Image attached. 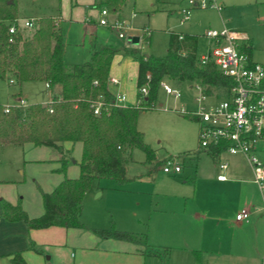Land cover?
I'll use <instances>...</instances> for the list:
<instances>
[{
	"label": "rangeland",
	"instance_id": "rangeland-1",
	"mask_svg": "<svg viewBox=\"0 0 264 264\" xmlns=\"http://www.w3.org/2000/svg\"><path fill=\"white\" fill-rule=\"evenodd\" d=\"M193 1L198 6L192 7L189 18L184 20L177 10L189 5V0H158L159 8L152 11H134V0H126L121 16L115 13L107 16L110 23L117 18L123 22L124 38H120L119 30L111 25L98 24L96 38L90 26L66 20L62 22L64 59L70 65L88 60L95 48V40L96 44L118 48L112 67L120 83L119 86L112 85L111 89L113 93L126 94L127 100L122 104L125 106L137 104L138 62L130 50L163 56L168 52L171 32L198 35L199 57L207 54L212 44L207 36L209 30L245 32L252 43L253 61L264 62V0ZM62 4L63 0H16V10L20 21L26 17L39 19L41 16H57ZM100 18L99 11L98 21ZM30 31L29 28L25 30L26 33ZM129 38L137 39V42H129ZM164 82L179 89L181 96L167 93ZM18 86L10 83L9 77L0 78V103L12 104V93L18 90ZM60 88V85L49 88L44 81H27L22 83L21 91L26 95V104L48 103L59 96ZM201 94L202 90L191 81L171 78L161 81L155 107L141 110L137 119L138 129L154 150L155 158L148 161L143 150L134 148L127 163V181L119 183L105 177L94 180L83 198L81 221L91 228H110L114 224L117 229L146 233L149 253L150 250L161 253L160 256H149L153 264H162L161 258L167 264H175L174 256L178 254L188 256L178 264H264L263 226L252 222L238 226L235 210L230 214L234 204L252 205L254 192L238 188L236 191L235 188L226 190L214 184L219 172L213 167L215 161L205 149L200 150L199 156L191 157L198 148L199 125L194 112L198 113L224 97L214 91L215 95L197 101L196 97ZM255 145L256 155L264 163V139ZM64 150L68 152L65 164L59 160L56 150L45 145L0 147V202L14 199L30 217L39 215L43 209V192L52 190L59 183L55 182L58 176H69L70 172L79 171L83 145L66 142ZM230 154L223 151L221 156L224 158ZM169 155L177 157L180 162L185 158L182 174L163 171L164 161H159ZM222 173L227 176L226 172ZM195 177L196 184L193 181ZM186 178L188 180L184 182ZM253 184L258 189L261 202L260 206L254 205L264 210V195L254 181ZM194 190H198L197 199L188 197ZM203 193L225 194L232 200L227 209L218 213V217H225L224 220H207L204 217L202 213L207 207L206 195L200 202ZM33 213L37 214L31 216ZM2 215L5 218L3 212ZM15 247L5 245L3 250L14 253L22 250ZM40 249L43 261L49 263L46 257L51 253L47 248ZM197 249L200 251L195 253ZM22 254L30 264L24 252ZM1 260L0 264H16L11 257L3 256Z\"/></svg>",
	"mask_w": 264,
	"mask_h": 264
},
{
	"label": "trees",
	"instance_id": "trees-1",
	"mask_svg": "<svg viewBox=\"0 0 264 264\" xmlns=\"http://www.w3.org/2000/svg\"><path fill=\"white\" fill-rule=\"evenodd\" d=\"M126 0H95L94 6L120 14ZM18 19L16 0H0V78L21 85L27 81H44L49 88L60 85V93L42 106L28 103L18 108L16 103H0V146L32 143L45 145L61 154L65 164L64 143L81 142L83 153L79 175L65 176L51 191L43 192V212L30 217L19 202L1 200L2 212L9 221H24L31 229L50 226L87 228L101 238H114L144 244L149 249L147 234L110 228H88L81 221L83 198L94 180L112 178L119 183L128 180L126 165L134 148L143 150L147 160L155 158L154 150L145 142L138 129L141 110L155 107L157 90L164 78L191 81L201 85L208 95L226 96L234 84L218 65L209 60L200 63L197 53L198 35L171 32L168 52L163 56L141 54L130 50L138 62L137 104L114 105L109 85L110 70L118 48L97 43L88 60L68 64L64 59V34L59 16H41L38 25L26 33L19 30L9 41V24ZM252 60V43L243 44ZM10 75V76H9ZM10 79H13L11 81ZM147 86V94L141 88ZM22 98L20 92L14 94ZM103 101L105 108L94 113L93 104ZM9 107V111L5 108ZM226 145L213 146L209 152L217 156ZM162 161H159L161 163ZM36 252L41 250L31 243ZM151 254L160 256L158 250ZM198 251V250H197ZM0 254V258H1ZM16 264H27L22 251L11 254ZM162 264H167L161 258Z\"/></svg>",
	"mask_w": 264,
	"mask_h": 264
},
{
	"label": "crops",
	"instance_id": "crops-1",
	"mask_svg": "<svg viewBox=\"0 0 264 264\" xmlns=\"http://www.w3.org/2000/svg\"><path fill=\"white\" fill-rule=\"evenodd\" d=\"M157 1L158 0H134V11L157 10L159 8ZM94 2L95 0H63L61 12L58 14L61 20V26L63 24L62 22L66 20H69L73 24L81 23L83 25H86V27L90 26L92 30V35H95V37L98 38L95 34V31L97 30L99 24L97 18L100 9L93 5ZM180 8L181 7L178 8L177 10L178 12L180 11ZM116 15L121 16V13ZM241 33H243L247 37L246 40L247 42L249 40V37L245 32H241ZM94 42L96 45L97 41L95 40ZM129 42H133V40L129 38ZM137 73H138V67L136 71V79H137ZM110 77H114L116 79L118 78L116 76V71L114 67H112V65L110 70ZM118 81H119L118 84H111L110 88L112 85L119 86L120 80L118 79ZM18 87H19L18 90L12 93L13 96L12 104L17 103L18 101V97L14 95L16 92H20L23 98L26 97V95H22V91H21L22 84L19 85ZM195 118L197 119L198 116L195 115ZM198 119L197 121L199 125ZM198 134H199V126H198ZM68 143H72V142H68ZM28 145H34V144L25 143L24 145L21 146H17V145H13V146L25 148ZM5 146L8 145H3L0 147H5ZM200 150L201 148L199 146V138H198V148L196 152H194L195 154L191 155V157L199 156L201 152ZM206 152L214 159L215 162L213 167L219 172L218 175L223 174L222 172L224 173L226 172L227 174V176L224 174L227 177L225 180L219 179L217 175V179L213 181L214 184L223 187L226 190L235 188L234 191H236V188H238L242 191L248 190L254 192V194H252L251 197L252 205L251 204L245 205L246 207H249L251 209V216H250L251 221L250 218L248 221H237L235 217V223L238 226L239 225L243 226V224L250 225L252 223L254 224L258 223L260 226H263L262 231L264 232V210L262 209V207H260L261 208L260 209L259 207H256L254 205V203H256L257 205L260 206L261 202L258 195V189L256 188V186H253L254 174H253V169L249 164L248 160L241 154H230V156H226L223 158L221 156L222 152L217 156L212 155L209 152V150H206ZM58 155L60 160L61 154L59 153ZM67 156H68V152L65 151L66 159ZM169 157H173V156L169 155L160 161H165ZM231 160L234 161L233 164H231ZM218 161H226L228 163L227 168L225 169L220 168L218 166ZM184 162H186V160L183 157L181 162L183 163L182 170L177 174H182L184 170L183 168ZM195 169H197V163L195 164ZM79 172L80 169L78 173L77 171L70 172L69 176L67 175L58 176L55 179V182L62 181L65 176L72 178L77 177L79 175ZM126 172H127V165H126ZM196 177H197V173H196ZM196 177L193 180L194 182L196 180ZM187 180L188 178H186L184 182H186ZM53 185L54 184H52V186ZM197 191L198 190H194V193L193 192L190 193L188 197L192 196L194 199H197L198 197ZM204 195H206L204 201H206L205 203L207 207L205 211L202 213L204 217L207 220L210 219L218 220L219 218L221 219V221L224 220L225 217H218V213L227 209L228 206L231 205L232 200L227 198L225 194L218 196L215 193H210V194L203 193L200 197V202L202 201ZM14 201H15L14 199H10V202L16 203ZM245 206H243L241 203L234 204V206L232 205V210L230 214H233V210H235L237 214ZM36 214L37 213H33L30 215L35 216ZM231 219L233 220V218ZM0 230L1 231L4 230L2 232L0 231V253L2 255L1 259L3 258V256L11 257V254L14 253L12 251L7 252L3 250V248H5V245L6 246L15 245L16 246L15 248H22V250H18V251L24 252L25 256L30 260V262L31 263L34 262V264H148V262L149 264H153V262L149 260V256H154V255L149 253V249H147L144 244L119 240L114 238H101L87 228H77V227L67 228L63 226H50L41 229H31L22 220L19 221L6 220L2 215L1 202H0ZM249 236L250 235H248V239ZM31 243H34L39 249L40 247L41 248L44 247L49 250L51 255L46 257V260L50 261L49 263L43 261L44 255L41 254V251L36 252L33 249L30 250ZM197 250H194L195 253H198L200 251ZM187 257L188 256H186V254L185 255L178 254L174 256L175 264L181 263L183 259H186Z\"/></svg>",
	"mask_w": 264,
	"mask_h": 264
},
{
	"label": "built area",
	"instance_id": "built-area-1",
	"mask_svg": "<svg viewBox=\"0 0 264 264\" xmlns=\"http://www.w3.org/2000/svg\"><path fill=\"white\" fill-rule=\"evenodd\" d=\"M189 5L180 8L184 20L189 18L190 9L198 6V3L189 0ZM101 18L99 24L116 27L118 36L125 37L123 22L117 18L110 23L107 16L111 14L107 8L100 9ZM38 25V18L26 17L21 21L16 19L9 24V41L14 40V35L21 29H33ZM207 36L212 41L209 52L200 57V63L205 64L213 60L222 72L230 76L234 84L229 94L224 96L218 103L203 108L194 114L199 118V146L201 149L210 150L213 146L221 143L226 145L224 151L231 154L243 155L251 165L254 174V181L264 195V163L256 155V142L264 138V62L249 60L247 53L243 50V44L247 37L238 31L223 29L209 30ZM13 81V79H10ZM118 79L109 78V85L118 84ZM48 86V85H47ZM163 86L167 93L175 97L181 96V91L172 88L164 82ZM202 94L196 97L197 101H203L208 94L203 91L201 85H197ZM143 95H146L147 86L141 88ZM127 100L124 93H113V104L122 105ZM24 98L18 99V108L26 107ZM94 113L100 114L105 108L103 101L93 104ZM9 111V107L5 108ZM223 152V151H222ZM218 166L227 168L226 161H218ZM163 170L169 174H177L182 170V163L177 157H169L163 163ZM218 178L225 180L224 174ZM251 216L249 207L242 208L236 214L237 221H248Z\"/></svg>",
	"mask_w": 264,
	"mask_h": 264
},
{
	"label": "water",
	"instance_id": "water-1",
	"mask_svg": "<svg viewBox=\"0 0 264 264\" xmlns=\"http://www.w3.org/2000/svg\"><path fill=\"white\" fill-rule=\"evenodd\" d=\"M9 2H11V0ZM130 39H132L133 42H137V39H134V38H130ZM42 106L43 107H47V103H43Z\"/></svg>",
	"mask_w": 264,
	"mask_h": 264
}]
</instances>
